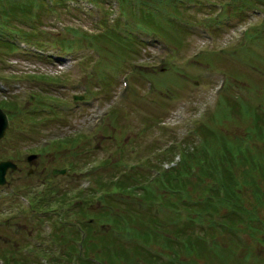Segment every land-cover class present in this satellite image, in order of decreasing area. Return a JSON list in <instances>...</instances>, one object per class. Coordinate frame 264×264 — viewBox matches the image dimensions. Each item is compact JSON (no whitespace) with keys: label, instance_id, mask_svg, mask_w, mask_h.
I'll return each mask as SVG.
<instances>
[{"label":"rangeland","instance_id":"obj_1","mask_svg":"<svg viewBox=\"0 0 264 264\" xmlns=\"http://www.w3.org/2000/svg\"><path fill=\"white\" fill-rule=\"evenodd\" d=\"M102 1L54 3L55 11L47 13L29 37L20 25L33 22L1 24L0 31L15 49L0 54V106L9 118L0 138V159L10 158L18 167L8 169L7 182L0 184V264H15L5 260L10 255L34 264H54L56 259L55 264H74L79 252L58 244L53 230L63 227L65 237L77 244L80 231L72 236V230L82 229L86 221L93 228L97 222L99 214L88 208L106 209L114 199L115 208L131 204L130 209L143 211L145 223L147 216L157 218L159 232L178 240L175 252L174 246L164 245V238L148 244L160 261L189 256L185 238L176 235L184 228L192 239L235 251L240 260L230 264H264V180L248 161L235 159L242 182L237 194L243 202L235 210L228 205L215 209L213 200L211 207L199 206L195 213L183 204L186 196L172 194L157 182L169 165L180 162L184 150L195 152L201 145L220 149L223 142L202 126L222 135L227 146L248 148L264 162L259 128L264 123V0H132L138 11L143 4L154 9L162 21L159 30L138 11L133 10V16L123 12L122 0ZM151 23L158 24V18ZM117 30L119 37L134 39L136 48L118 51L113 42ZM100 32L105 36L98 37ZM67 136L77 138L76 146ZM31 153L36 157L29 161ZM53 168L66 172L54 174ZM196 168L195 163L189 168V184L179 176L192 198L203 202L209 192L201 187L208 177L198 180ZM136 169L145 177L139 174L135 185L150 183L154 201L138 194L141 189L129 194L112 184L102 186L104 193L94 184L96 172L114 183ZM251 173L257 175L261 192L244 180ZM41 190L60 194L32 210L30 203ZM162 193L174 205L162 199ZM101 196L110 199L103 202ZM74 203L75 211L68 208ZM232 212L241 225L207 230ZM98 224L122 243H134L133 236L117 233L113 223ZM54 242L59 247L49 253L35 246ZM196 263L221 264L216 256L204 254Z\"/></svg>","mask_w":264,"mask_h":264},{"label":"trees","instance_id":"obj_2","mask_svg":"<svg viewBox=\"0 0 264 264\" xmlns=\"http://www.w3.org/2000/svg\"><path fill=\"white\" fill-rule=\"evenodd\" d=\"M70 1V2H69ZM79 0H0V28L1 24L4 27H10L11 23H16V20H23V21H30L33 22V25H20L21 30L26 36H31L33 32L31 30H35L39 23H41L44 16H46L47 13L55 11L54 3L60 4V6H64L63 4H69V3H75ZM93 1V0H91ZM98 2H101L102 0H95ZM103 2V1H102ZM122 11L127 13L128 15H135L134 11H138L134 5L132 4V0H122ZM215 2V1H213ZM216 3V2H215ZM172 8H177L175 4H171ZM142 9L138 11L140 16L142 15L143 20L145 22H148V24L154 25V29L158 27L157 30L161 29V20L158 16H156L154 9L150 5L143 4L141 7ZM144 11V12H143ZM158 18L159 23L158 24H152V20L154 16ZM169 19V16H165ZM2 20L5 22L1 23ZM170 21L172 19H169ZM117 22L119 21L116 20ZM117 33H114V37L116 41H113L114 43H117L119 48L117 47L118 51H121L123 53H127V50L124 48H136L134 44V39L131 41L129 39H126L125 37H119L122 34L117 30ZM108 38L112 39L113 32L110 30L108 32ZM36 35V34H35ZM98 37L105 36L104 32H100L99 34H96ZM172 40L176 41L175 38L171 37ZM139 43V41L137 42ZM13 44L12 42L5 36L3 31H0V54L4 52H9L13 50ZM131 51V50H130ZM137 51V50H136ZM138 52V51H137ZM137 54L136 52L134 53ZM114 117H117V113L114 114ZM204 130H208V133H212L214 137L219 138L223 142V145L221 143L220 149H214L208 143L210 146H200L196 149V151H190L189 149H186L184 154H182V158L179 163L169 165L168 168H166L164 176L162 181L160 179L157 180L159 186L167 187V190L170 191L172 194H183V196H186L187 198L183 201L187 204L183 203L184 205L191 206V210H193L196 213L197 207L201 206L203 209H207L208 207H211L212 201L215 200L214 208H219L220 205H228L229 208H232L235 210L239 207V204L242 205L243 202L239 199V195L237 194V189L239 186L242 185L241 181H238L237 178V170L235 167V159L241 161H248L252 167L258 169L260 173V177L262 181L264 180V162L261 157L257 155V158L255 155H253L252 152L248 150V148H238L234 147L233 145L227 146V141L223 138L222 135H217L218 132L213 130L212 128L207 126H202ZM261 132L264 134V123L261 124ZM71 141V145H75V142L77 138H69L68 136L66 139ZM226 143V144H225ZM76 146V145H75ZM43 150H47L46 148ZM210 152V153H209ZM250 152V153H249ZM234 154L238 158H235ZM13 157V156H12ZM217 160V161H216ZM112 163V162H111ZM116 163V162H114ZM195 163L197 164V177L198 180H201L203 176L208 177L204 180V184L202 185V190L209 192L208 195L205 198V201H197L196 199L192 198V190L188 188L186 183L184 181H181V177L179 175H183L186 177L188 184L190 182L189 177V171L191 164ZM139 174L144 178L145 173L139 172L137 169L134 171H129V174H126L123 178H116V182L114 181H103V172H96V176L94 179V184L97 188L104 189L102 186L104 185H112L114 184L116 188L120 189L121 192L131 193L132 189L137 190L138 194H145L150 196V202L154 201V197L156 196V193H153V188L149 186V184L145 185H139L136 186L135 183H138L137 181L140 180L141 177H139ZM257 175H254L251 173V177L249 179L244 178L246 183L253 184L255 187V190L261 192V186L258 185L257 181ZM213 181V184L210 185ZM239 184V186H238ZM209 185V186H208ZM141 186V187H140ZM51 186H50V192H51ZM107 190V189H106ZM104 189V193L106 192ZM50 192H45L44 190H41L36 195H39L38 198L35 199L34 202L30 203V208L33 210L39 206H41L42 203L47 204L52 201L54 196H57L60 194L57 192L55 194H51ZM89 196V195H88ZM87 195H81L83 199L88 197ZM161 197L162 199L165 198V201L171 205H174V202L168 199L170 197L169 195H165L162 193ZM166 196V197H165ZM144 197V196H143ZM46 199V201H45ZM110 199V196H101L99 200L103 202H108ZM189 200V201H187ZM240 200V201H239ZM239 201V202H238ZM114 203H118L115 199L113 203L106 205L105 208H101L100 210H93L91 207L88 209L93 212L99 214L94 219L97 220L93 228H91L92 224L91 222L86 221L83 223L84 227L79 229H73L72 230V236H78V231H80V237L75 238V240H78L77 244H74V242L71 240H68V237H65L63 227H57L55 230H53V236H55V240L58 244L60 242L64 244H69L72 249L75 248V250L79 253H77V257L74 260V264H122L123 262H127V264H197L196 262L200 258L202 254H204L207 258H212L213 256H216L219 259V262L221 264H230L229 260L231 262H236L240 260L239 258L234 257V252H232V249H230L228 246H220L218 244L213 243V245H206L205 240L203 238H194L192 239L190 237V234L188 233V229L184 230L180 229L176 235L179 237H183L184 239V252L187 250L188 257L185 258V260H175V259H168L164 261H160V257L157 256L154 252H151L148 248V244H156L154 241L159 240L160 238H164L165 241H167L164 245L171 248L174 245L178 244V240L171 239L170 234H166L164 232H159V223L157 218L154 219L150 216L148 217V221L145 223L144 216H142V213L139 212L137 209H130L129 207L131 204H128L127 206H119L117 204V208L114 207ZM165 203V202H164ZM74 204H70L68 208L74 210ZM77 207V205H76ZM81 210L80 213H84V207L80 206ZM79 209V208H78ZM76 210V209H75ZM74 210V211H75ZM76 212H79L77 210ZM136 212H139L140 214H137ZM197 215V214H196ZM238 218V217H237ZM236 217H234L233 212L232 213H225L220 216L219 219V225L216 224V222H213V227H208L207 230L209 232L213 231L215 228L220 229L219 227H222L224 225H228L229 223L234 225V227H238L239 224ZM146 219V218H145ZM133 220V221H132ZM98 223H109L111 225H116L117 233L121 230L123 234L127 237L133 236L134 243H125L119 241V238L112 236L111 233L108 231H112L110 229H99ZM113 223V224H112ZM149 223V224H148ZM152 224H157L152 225ZM250 225V224H246ZM241 228V226H240ZM81 229V230H80ZM242 229V228H241ZM222 230V229H221ZM223 231V230H222ZM224 232V231H223ZM213 233V232H211ZM235 238V236H234ZM238 238L241 240V238L238 236ZM237 241V239L235 238ZM138 241V242H137ZM164 241V242H165ZM55 244H36L35 246L43 253H49L52 248L59 247L56 242ZM143 243V244H141ZM239 241H237V246ZM83 247V248H82ZM175 247V246H174ZM177 249L176 247L173 249V252H175ZM74 252V251H73ZM228 252V253H227ZM198 254V257L195 258ZM93 255V256H91ZM10 257V258H9ZM104 258V259H103ZM26 257L22 256L19 261H16V258L13 255H10L7 257L9 263H15V264H34L30 263L29 261H26ZM105 260H108L107 263H104ZM58 263L57 259L53 262ZM70 264V261H69Z\"/></svg>","mask_w":264,"mask_h":264},{"label":"water","instance_id":"obj_3","mask_svg":"<svg viewBox=\"0 0 264 264\" xmlns=\"http://www.w3.org/2000/svg\"><path fill=\"white\" fill-rule=\"evenodd\" d=\"M76 97H83L82 95H76ZM9 124V118L7 112L3 110L0 106V138L4 135L6 128ZM36 157L35 153H31L27 155V160L32 161ZM18 167L17 163L8 158V159H0V184H5L7 182L6 173L9 168L12 170ZM52 172L54 174L65 173L66 168H53Z\"/></svg>","mask_w":264,"mask_h":264}]
</instances>
